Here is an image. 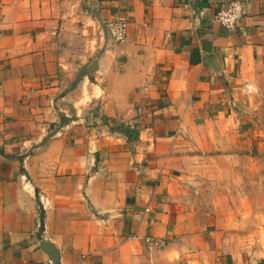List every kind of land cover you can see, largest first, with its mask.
<instances>
[{"label": "crops", "instance_id": "0c3cea01", "mask_svg": "<svg viewBox=\"0 0 264 264\" xmlns=\"http://www.w3.org/2000/svg\"><path fill=\"white\" fill-rule=\"evenodd\" d=\"M231 1L0 0V264H262L264 0Z\"/></svg>", "mask_w": 264, "mask_h": 264}, {"label": "built area", "instance_id": "2783aa9c", "mask_svg": "<svg viewBox=\"0 0 264 264\" xmlns=\"http://www.w3.org/2000/svg\"><path fill=\"white\" fill-rule=\"evenodd\" d=\"M243 15V7L240 1L234 0L227 3L224 7L220 8L215 16V21L228 31L234 32L237 29L239 21ZM113 37L116 41H123L125 38V26L123 24H117L114 31ZM147 248L159 247L160 242L155 241L151 237H147L144 240Z\"/></svg>", "mask_w": 264, "mask_h": 264}, {"label": "rangeland", "instance_id": "374dc122", "mask_svg": "<svg viewBox=\"0 0 264 264\" xmlns=\"http://www.w3.org/2000/svg\"><path fill=\"white\" fill-rule=\"evenodd\" d=\"M94 74V73H93ZM257 154L258 155H264V152L263 150L261 152L257 151ZM215 164L214 163H209V164H205L204 166V171L207 172V179H204L202 184L198 185V187H200V192L199 193H192L190 195V200H198V201H203L205 200L206 203H210L211 202V199H210V196H208L209 194H214L215 191H216V179L212 176L214 175V172L215 171ZM220 171L223 170L222 169V165L220 166ZM224 171H229L226 166H224ZM244 171H247L246 168H244ZM230 172V171H229ZM260 172H263V168L261 167L260 168ZM225 183V189H228L230 190V187H231V179H227L224 181ZM228 199L230 200L231 199V196L228 197ZM210 215L212 216H215V213L212 212V213H209Z\"/></svg>", "mask_w": 264, "mask_h": 264}, {"label": "water", "instance_id": "95a60500", "mask_svg": "<svg viewBox=\"0 0 264 264\" xmlns=\"http://www.w3.org/2000/svg\"><path fill=\"white\" fill-rule=\"evenodd\" d=\"M97 71V60H94L82 69V71L76 77L74 83L71 85V87H69L66 93L73 91L81 82V80H83L84 78H89L93 73ZM40 248L48 255L53 264H59V252L51 243H49L48 241H41ZM262 264H264V260L262 261Z\"/></svg>", "mask_w": 264, "mask_h": 264}, {"label": "trees", "instance_id": "16d2710c", "mask_svg": "<svg viewBox=\"0 0 264 264\" xmlns=\"http://www.w3.org/2000/svg\"><path fill=\"white\" fill-rule=\"evenodd\" d=\"M112 129H114V128H112ZM116 130L123 133L127 137V139H129V140H135L138 136V132L134 128L132 129L129 127L120 126Z\"/></svg>", "mask_w": 264, "mask_h": 264}]
</instances>
